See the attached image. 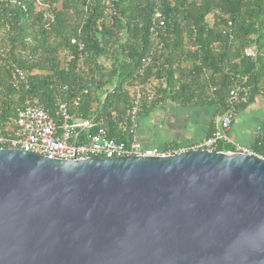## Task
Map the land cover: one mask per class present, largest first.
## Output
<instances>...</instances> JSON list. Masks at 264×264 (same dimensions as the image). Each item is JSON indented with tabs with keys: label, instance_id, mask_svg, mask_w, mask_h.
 <instances>
[{
	"label": "trees",
	"instance_id": "16d2710c",
	"mask_svg": "<svg viewBox=\"0 0 264 264\" xmlns=\"http://www.w3.org/2000/svg\"><path fill=\"white\" fill-rule=\"evenodd\" d=\"M41 1L51 23L34 0H0V127L26 100L53 117L57 103L79 99L73 116L101 119L127 145L125 114L141 85L154 96L140 114L164 103L235 116L255 101L264 108V0ZM232 91L244 101L230 104ZM260 133L257 155L264 123Z\"/></svg>",
	"mask_w": 264,
	"mask_h": 264
},
{
	"label": "water",
	"instance_id": "95a60500",
	"mask_svg": "<svg viewBox=\"0 0 264 264\" xmlns=\"http://www.w3.org/2000/svg\"><path fill=\"white\" fill-rule=\"evenodd\" d=\"M0 264H264V161L0 150Z\"/></svg>",
	"mask_w": 264,
	"mask_h": 264
},
{
	"label": "built area",
	"instance_id": "2783aa9c",
	"mask_svg": "<svg viewBox=\"0 0 264 264\" xmlns=\"http://www.w3.org/2000/svg\"><path fill=\"white\" fill-rule=\"evenodd\" d=\"M34 1L36 7L42 12L43 20L51 23L50 6L41 0ZM155 18H159V15H155ZM229 25L230 23H228ZM160 26H162L161 23ZM71 43L74 44V41ZM78 46L79 49L82 48L81 45ZM246 54L250 55L248 51ZM144 63L147 64L148 61ZM16 76L19 81L25 82L20 72L16 71ZM153 96V89L149 85H141L134 89L130 107L125 114L129 138L127 145L108 138L105 130L101 128V119L87 120L73 116L72 110L78 106L79 99L70 103H57L53 117L26 100L13 118L0 127V150H19L51 160L68 162L87 158L111 160L133 156L167 158L189 151H206L226 155L240 154L254 156L264 161V154L257 155L250 148L234 144L229 140L227 133L235 117L232 110L225 111L216 117L214 131L203 141L185 147L170 148L163 152L139 149L136 143L140 105L144 99L149 101ZM240 101H244V99H238L236 92L232 91L230 104ZM257 103V101L254 102V104ZM90 130H95V132L88 134ZM220 146H227L228 149L219 150Z\"/></svg>",
	"mask_w": 264,
	"mask_h": 264
},
{
	"label": "crops",
	"instance_id": "0c3cea01",
	"mask_svg": "<svg viewBox=\"0 0 264 264\" xmlns=\"http://www.w3.org/2000/svg\"><path fill=\"white\" fill-rule=\"evenodd\" d=\"M257 104L239 112L232 120L227 133L232 143L251 148L258 140L264 123V108L261 104L256 106ZM219 114L220 111L216 107H178L164 103L148 114L139 115L136 144L141 150L163 152L174 148V145L179 148L198 143L212 134L214 120ZM189 121L192 126H189ZM156 128L161 136L156 135V145L150 147V138L147 136L152 130L154 135Z\"/></svg>",
	"mask_w": 264,
	"mask_h": 264
},
{
	"label": "rangeland",
	"instance_id": "374dc122",
	"mask_svg": "<svg viewBox=\"0 0 264 264\" xmlns=\"http://www.w3.org/2000/svg\"><path fill=\"white\" fill-rule=\"evenodd\" d=\"M260 104L258 103L256 106H259ZM250 109H252V108H250ZM189 126H192V122L191 121H189ZM151 127H153V126H151ZM153 131V130H152ZM152 131H151V133H150V135H148L147 137H148V139L150 138V147H154L155 145H154V141L155 140H158V138H157V136H161V133L157 130V128L155 129V134L153 135V133H152ZM157 135V136H156Z\"/></svg>",
	"mask_w": 264,
	"mask_h": 264
}]
</instances>
